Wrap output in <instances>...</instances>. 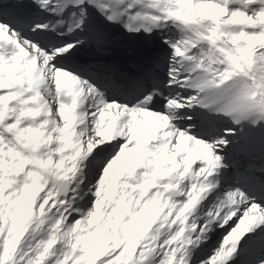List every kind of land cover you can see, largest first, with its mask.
<instances>
[{"label":"snow or ice","instance_id":"6c2138e0","mask_svg":"<svg viewBox=\"0 0 264 264\" xmlns=\"http://www.w3.org/2000/svg\"><path fill=\"white\" fill-rule=\"evenodd\" d=\"M0 264H264V0H0Z\"/></svg>","mask_w":264,"mask_h":264}]
</instances>
